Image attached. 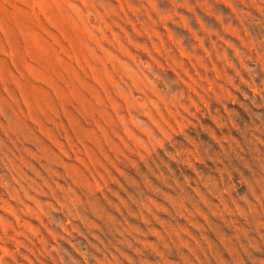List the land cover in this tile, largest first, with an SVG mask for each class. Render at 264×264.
<instances>
[{"label":"rangeland","instance_id":"1","mask_svg":"<svg viewBox=\"0 0 264 264\" xmlns=\"http://www.w3.org/2000/svg\"><path fill=\"white\" fill-rule=\"evenodd\" d=\"M0 264H264V0H0Z\"/></svg>","mask_w":264,"mask_h":264}]
</instances>
